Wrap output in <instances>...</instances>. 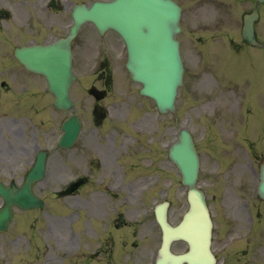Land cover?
<instances>
[{
	"label": "rangeland",
	"instance_id": "obj_1",
	"mask_svg": "<svg viewBox=\"0 0 264 264\" xmlns=\"http://www.w3.org/2000/svg\"><path fill=\"white\" fill-rule=\"evenodd\" d=\"M78 2V0H76ZM183 7V17H182V32L180 34V40L182 44V53H183V59L185 63V78H184V84L179 90V95L177 99V107H178V114L180 117L179 124H175L174 117L172 115H160L158 112L155 113V123L154 125H151L153 129H158L159 125L162 124V132H157L158 136H155V152L154 156L151 157L149 160L145 159L146 162H143V165L151 164L149 165V170L146 169H140V179L139 183V189L134 192V195L136 198H141V202H138L136 204V207H138L140 210V215L143 219H147L149 216L152 217L154 202L158 203L159 201L163 200L165 197H168L174 201V205L171 209V217L174 220H177L180 216V212L182 210V196L181 194V188H180V174L177 171L174 164L172 166L169 165V161L167 160V148L166 145H169V141L172 140V142L176 139V136L179 132V129L181 126H188L194 133L196 134V139L199 142V145L202 149V157L203 162L205 161L206 165L208 166L211 161L214 159L212 154V142L210 138L214 136H210V124L212 116L214 115L215 109H213V102L203 104L208 99H215L218 98H225L228 97V95H222L219 92L218 85L219 82V76H216L214 73V77L210 75L207 72H204L203 67H200V62L202 59V56L204 55L202 53L203 47L205 46V54H207L206 50L209 49L210 56H214L213 58V64L215 66L218 65V68L220 69L222 75L228 74V64L231 61V65H235V63H238L239 65L242 64L245 58H248L247 61H251L253 58H257V60H254L255 65L248 68L249 76L248 82H245V76L246 74L242 75H236V82L241 85L235 86L236 89L241 90V87H245V91L247 93H251L250 99L252 101L253 106L255 107V110L258 108L259 102L262 101V97L264 95V51L259 48H248L244 46V48H247L244 53H246L249 56L252 57H246L242 54L237 53L236 51H232L227 45H231V39L235 40L237 43L241 41L240 38V28H241V15L244 11L248 10L252 7V2H246V3H235L232 0L226 1V0H215L217 3V6L221 7L223 11L219 10V17H218V11L216 8V5L210 2L209 0H179ZM227 4V5H222ZM262 7V16H264V6ZM218 17V18H217ZM36 18H40L37 16ZM48 17H45L43 19V23L46 26V19ZM64 21V24L69 23L70 19ZM20 26V22L15 18L13 20ZM29 25V24H27ZM11 25V21H7V25H4V29L7 30ZM30 26V25H29ZM15 27V26H14ZM203 29V33H199L198 30ZM27 35V33L25 34ZM213 35V36H212ZM259 35L263 36L264 38V19L261 20L260 23V31ZM214 41H221L224 42L227 45H224L223 43H215L213 45V50L210 48L209 43H212ZM88 41L86 39H83V36H80L79 39L76 42L75 45V54H74V68L76 73L79 76L78 82L75 84L76 88H81L84 85L87 86L86 81L84 79L87 78L88 75H91L94 71H90L92 67V61L89 58H85L83 48L85 47V44ZM235 47V46H234ZM205 59L207 58V55L204 56ZM217 58V59H216ZM90 62V64H88ZM211 64V63H210ZM1 67V66H0ZM12 67V64L5 65L6 69H10ZM215 69V67L213 68ZM247 72V71H246ZM248 73V72H247ZM253 74L259 76L257 79L256 85L254 86L255 80L253 79ZM203 75H207L203 76ZM26 78L25 74L17 76L18 82L24 81ZM216 80H215V79ZM125 76L120 78L118 80V85H122L124 82ZM7 80H10V77L7 78ZM205 80L208 82V86L205 83ZM89 81H93V77H90ZM225 81V80H224ZM91 84V83H90ZM89 85V84H88ZM234 84H228L224 85V87H230L232 92L239 93L238 90L233 89ZM252 89L256 90V92H253ZM225 91V89H224ZM262 92V93H260ZM78 92H76V95ZM206 95L205 98L207 100L202 99V96ZM216 96V97H215ZM233 97V96H232ZM80 101V98H79ZM153 102L151 101V104ZM45 106V105H44ZM44 112L47 114L48 108L46 106L44 107ZM89 104L88 105H79V109L83 111L85 114V118L88 119V112H89ZM145 107H141L143 109ZM237 104L233 106V109H236ZM48 109V110H46ZM50 119L49 123L46 122L44 125V128L48 129L51 126V123H58V114H56L54 111H50ZM62 116V114H61ZM63 117V116H62ZM113 119L114 117H110ZM57 120V121H56ZM171 121V135H166L164 133V126L165 122ZM261 125H264L263 122H260L259 117L251 116L250 124L248 128L251 127H260ZM240 128H246V126H240ZM131 132L134 134L136 133V129L131 127ZM87 130H84V135H86ZM30 134V132H29ZM31 135V134H30ZM209 140L207 141V139ZM141 142V149H144L143 146L147 144L149 147L154 142V139L151 137L145 136L142 138ZM146 150V149H144ZM71 152L62 151L61 152V164L71 166L69 161V156L71 155ZM70 154V155H69ZM153 155V153H150ZM143 156V155H142ZM153 160V161H152ZM54 169H51V172H53ZM79 173L75 174L73 169L64 168L62 169V173L59 175V183L60 186L63 187L65 184H67L71 179H73L75 176H77ZM48 178L53 181V184H56L55 176L53 173L48 174ZM126 179V178H125ZM129 179V178H128ZM125 182H127V180ZM152 183L151 187H153L154 193L150 194L152 190L148 191L147 184ZM59 186V188H60ZM38 192L40 190L45 189V185H39L38 186ZM152 189V188H151ZM86 188L82 190L81 194L77 195L76 197H66L64 199H61L59 202L55 200L51 195H49V213H42V212H33V218L36 219V227L35 232L36 236L30 240L24 239L21 242V248L20 250L22 252L27 250V256H28V262L27 264H31L32 260H36L34 264H38V262L42 259L45 260V263L43 264H62L61 259H64V262H69L72 264L74 261L77 263L84 264L85 261L88 259L87 255H83V251L79 252L76 257L74 255L71 256L70 253L60 249L62 248V244L55 239L54 236L50 235L49 226L50 223L52 226L59 224L60 228L58 229H52L56 231L57 233H60L65 236L69 237L68 231L74 234H79L78 226L75 222L69 221L73 218L76 219L78 215L79 221L83 219V217H91L92 220H94V217L89 212V210L92 207H95L94 202H87L86 196L84 195L86 192ZM125 194L128 196L130 200L131 194L128 191H125ZM156 195V199L151 198L152 195ZM150 195V196H149ZM150 198V199H149ZM124 203L123 208L124 209H130V207L127 205L126 199L121 195L118 201H121ZM142 200H145L146 203L142 202ZM105 202V201H101ZM58 205V212L56 213V217L54 215H51V213L57 211L55 208ZM109 202H107L108 204ZM128 206V207H127ZM96 209L104 210V206L102 203H99L98 206H96ZM74 212V214L72 213ZM72 214L71 217H69ZM62 215L65 218H62ZM56 219V222L54 220ZM55 222V223H54ZM67 224H69L67 226ZM67 227L69 229H67ZM126 229L124 228L121 231H119V235L124 237V242L127 240L128 245H130L131 241L133 240V236L131 234L127 235ZM148 222L144 225L141 224L139 227V233L137 240L139 242L138 247L135 248V252L140 251L139 258L142 259V262H144L145 258L147 257L149 247L152 246V243H150V240L148 237ZM159 229L156 228L155 236H156V246H159ZM89 235L86 233H83L80 242L77 241L76 245H80L82 248L88 246V241L86 238ZM70 241V239H67ZM46 243L45 249L41 250L37 248L38 244ZM127 244H125V248H129ZM71 246V245H70ZM67 246V247H70ZM39 253V254H38ZM101 257H104V255H100ZM38 257V258H37ZM70 257H73L72 259ZM99 257V255H98ZM131 256L126 255L125 259L128 260ZM236 258V256H235ZM234 262V258L229 259V264H232ZM260 262H264V257L261 258ZM94 263V262H93ZM133 263V262H131ZM130 263V264H131ZM5 264V263H4Z\"/></svg>",
	"mask_w": 264,
	"mask_h": 264
},
{
	"label": "water",
	"instance_id": "obj_2",
	"mask_svg": "<svg viewBox=\"0 0 264 264\" xmlns=\"http://www.w3.org/2000/svg\"><path fill=\"white\" fill-rule=\"evenodd\" d=\"M264 0H256L257 5ZM74 25L68 37L52 44L33 45L18 51L22 61L31 69L42 72L47 77L49 88L55 96V104L61 108H71L69 89L75 76L72 71V39L81 25L93 21L100 30L114 28L123 36L129 50L128 68L133 78L142 82L141 92L152 96L160 110H174L178 86L182 83L183 64L179 43L175 35L179 32L180 9L171 0H114L96 2L91 7L77 5L73 11ZM259 14L257 7L244 18L243 37L253 45L263 46L256 39L254 23ZM80 122L71 115L63 125L62 138L74 140L78 135ZM170 157L183 174V182L189 185L190 210L184 221L170 227L166 221V204L156 209L157 219L164 231V246L172 238L186 239L190 252L178 256L193 264H213L209 259L211 220L203 193L195 186L198 156L191 135L183 130L179 140L170 150ZM37 174H33L35 176ZM259 193L264 198V161L261 164ZM33 203L35 198L31 197ZM168 243V244H169ZM167 245V246H166ZM204 259H209L204 262Z\"/></svg>",
	"mask_w": 264,
	"mask_h": 264
},
{
	"label": "flooded vegetation",
	"instance_id": "obj_3",
	"mask_svg": "<svg viewBox=\"0 0 264 264\" xmlns=\"http://www.w3.org/2000/svg\"><path fill=\"white\" fill-rule=\"evenodd\" d=\"M24 7L20 5L14 6L15 14L19 9ZM38 11H44L40 6L36 8ZM9 15V16H7ZM12 17V13H6L0 9V18ZM119 42L112 40L109 44L110 49L116 50ZM103 69L98 76V82L103 81L102 89L106 91L104 95L101 93H94L93 107H91V116L93 117L92 127L89 129V134L86 137V146L91 154L90 162L87 166V172L91 175L94 172L98 173L97 177L92 180L91 176L86 178L87 185L90 183L93 186L109 185L112 188H120L122 183H119L118 177L123 172V167L119 164V159L124 157L131 158L138 154L136 150L137 140L130 138L129 136H120L119 131L112 128L110 134H100V129H103L104 122L107 117V107L104 105V101L109 98L112 92V71L111 62L108 58L101 64ZM16 72L11 71L10 75H14ZM7 90L11 87L7 86ZM119 115V114H118ZM27 117L22 116L20 119H16L12 116H7L6 120H2L0 117V136H4L6 139L4 143L0 140V179L6 184H11L12 181L7 180L15 174H22L27 172L28 154H29V142L27 135ZM120 138V140H119ZM126 139L131 141L126 142ZM126 144V152L123 153L118 144ZM94 155V156H93ZM79 159V158H78ZM242 165L241 163H239ZM25 172V173H26ZM111 175V180L107 178V175ZM102 190H99L92 197L99 202L100 197L103 195ZM247 200L245 203L236 207L235 216L230 212V207H234L230 202H226L223 206H218L215 209V218L218 226L217 233L220 235V214L224 213L227 216H233L231 221L233 231H229L226 237L230 238L235 235L237 231H240L246 227L249 223L248 214L245 211V206H249ZM3 205V199L0 197V207ZM239 213H242L240 216ZM3 232H0V240H3ZM227 244L224 234L219 236L216 240L215 246L223 250L222 248ZM101 250L108 251V248H100Z\"/></svg>",
	"mask_w": 264,
	"mask_h": 264
}]
</instances>
